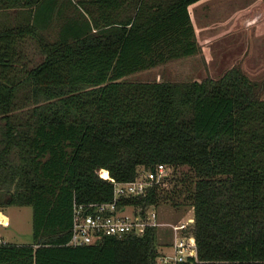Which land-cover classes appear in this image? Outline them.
Segmentation results:
<instances>
[{"label":"trees","instance_id":"16d2710c","mask_svg":"<svg viewBox=\"0 0 264 264\" xmlns=\"http://www.w3.org/2000/svg\"><path fill=\"white\" fill-rule=\"evenodd\" d=\"M194 1L0 0V206H33V240L0 242V264H157L168 227L69 239L75 199L160 162L191 173L122 201L192 205L195 264H264V80L126 78L201 50Z\"/></svg>","mask_w":264,"mask_h":264},{"label":"rangeland","instance_id":"374dc122","mask_svg":"<svg viewBox=\"0 0 264 264\" xmlns=\"http://www.w3.org/2000/svg\"><path fill=\"white\" fill-rule=\"evenodd\" d=\"M193 11L201 50L137 70L126 78L201 79L207 75L217 77L229 67L239 65L252 78L264 80V0H198ZM41 57L34 40L28 41L25 58L29 63L39 61ZM261 93L264 96V87ZM188 170L187 165H179L177 171L172 168L169 179L161 184V188L168 190L176 177ZM157 207L163 220H176L194 213L192 205L177 210L172 201L163 196ZM0 209L11 216L9 223L0 224L1 235L11 242H31L33 206L10 204L0 206Z\"/></svg>","mask_w":264,"mask_h":264},{"label":"built area","instance_id":"2783aa9c","mask_svg":"<svg viewBox=\"0 0 264 264\" xmlns=\"http://www.w3.org/2000/svg\"><path fill=\"white\" fill-rule=\"evenodd\" d=\"M171 171L168 164L160 162L155 168L140 169L134 179L114 180V195L110 200L82 202L75 199L69 242L87 244L109 234H143L149 226L168 227L171 231L169 241L159 245L157 264H195L199 259V247L193 231L194 213L176 220H163L157 203L143 208L122 201L123 196L146 194L154 183H165ZM6 241L0 233V242Z\"/></svg>","mask_w":264,"mask_h":264},{"label":"crops","instance_id":"0c3cea01","mask_svg":"<svg viewBox=\"0 0 264 264\" xmlns=\"http://www.w3.org/2000/svg\"><path fill=\"white\" fill-rule=\"evenodd\" d=\"M197 1H198V0H197ZM197 1H194V2H192V3L189 5L190 15H191L192 22H193L194 27H195V30H196V35H197V33H198V30H197V26H196V23H195L193 6H194V4H195ZM116 12H117V10H116ZM116 12H114V13H116ZM197 38H198V36H197ZM6 213H7V212H6ZM7 214H8V213H7ZM8 215H9V222H10L11 216H10V214H8Z\"/></svg>","mask_w":264,"mask_h":264},{"label":"water","instance_id":"95a60500","mask_svg":"<svg viewBox=\"0 0 264 264\" xmlns=\"http://www.w3.org/2000/svg\"><path fill=\"white\" fill-rule=\"evenodd\" d=\"M0 220H7V223H9V215L3 209H0Z\"/></svg>","mask_w":264,"mask_h":264},{"label":"bare ground","instance_id":"6f19581e","mask_svg":"<svg viewBox=\"0 0 264 264\" xmlns=\"http://www.w3.org/2000/svg\"><path fill=\"white\" fill-rule=\"evenodd\" d=\"M1 221V220H0ZM3 221V220H2ZM4 224H7L6 220L3 221Z\"/></svg>","mask_w":264,"mask_h":264}]
</instances>
